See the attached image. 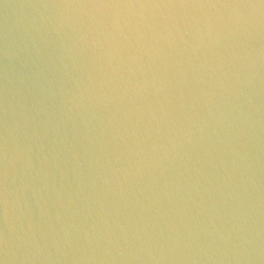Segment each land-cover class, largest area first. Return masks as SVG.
I'll return each mask as SVG.
<instances>
[{"label": "water", "instance_id": "water-1", "mask_svg": "<svg viewBox=\"0 0 264 264\" xmlns=\"http://www.w3.org/2000/svg\"><path fill=\"white\" fill-rule=\"evenodd\" d=\"M0 264H264V0H0Z\"/></svg>", "mask_w": 264, "mask_h": 264}]
</instances>
